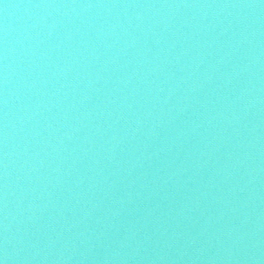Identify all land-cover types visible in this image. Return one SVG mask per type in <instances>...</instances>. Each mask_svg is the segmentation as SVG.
Listing matches in <instances>:
<instances>
[{"label":"water","instance_id":"95a60500","mask_svg":"<svg viewBox=\"0 0 264 264\" xmlns=\"http://www.w3.org/2000/svg\"><path fill=\"white\" fill-rule=\"evenodd\" d=\"M0 264H264V0H0Z\"/></svg>","mask_w":264,"mask_h":264}]
</instances>
